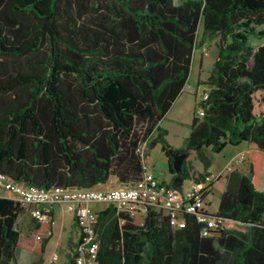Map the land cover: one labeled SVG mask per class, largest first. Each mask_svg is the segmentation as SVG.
<instances>
[{
  "label": "trees",
  "instance_id": "obj_1",
  "mask_svg": "<svg viewBox=\"0 0 264 264\" xmlns=\"http://www.w3.org/2000/svg\"><path fill=\"white\" fill-rule=\"evenodd\" d=\"M215 39L211 91L197 103L204 117L194 116L175 149L159 124L187 85L197 47ZM158 143L178 191L204 179L207 149L254 146L248 173L229 172L210 215L238 227L204 237L195 215L174 229L152 209L139 226L109 205L94 225L98 264H264V0H0V175L45 190L112 178L133 187L145 173L143 145ZM175 153L204 173L188 160L176 173ZM27 213L0 196V264H17ZM50 238L38 243L42 254ZM82 243L80 235L65 264Z\"/></svg>",
  "mask_w": 264,
  "mask_h": 264
},
{
  "label": "built area",
  "instance_id": "obj_2",
  "mask_svg": "<svg viewBox=\"0 0 264 264\" xmlns=\"http://www.w3.org/2000/svg\"><path fill=\"white\" fill-rule=\"evenodd\" d=\"M208 96L209 93L204 92L202 100H207ZM196 114L198 117H204V110L197 108ZM145 149L143 145V155ZM245 158V155L241 156L236 162L241 163ZM144 170L142 181L133 187H95L88 190L30 188L0 175V196L9 194L12 200L25 207L31 218L39 224L51 221L53 205L65 206L76 218L80 235H83V243L78 248L75 264H98L99 241L94 228L97 222L94 204L113 205L118 212H127L134 220H138L139 226L144 225L151 209L168 216L174 229L184 225L185 215H195L198 222L204 225V237L212 235L221 224L229 228L235 224L212 217L207 211L208 198L222 173L206 175L201 181L191 179L188 187H182V190L178 191L157 180L145 165Z\"/></svg>",
  "mask_w": 264,
  "mask_h": 264
},
{
  "label": "rangeland",
  "instance_id": "obj_3",
  "mask_svg": "<svg viewBox=\"0 0 264 264\" xmlns=\"http://www.w3.org/2000/svg\"><path fill=\"white\" fill-rule=\"evenodd\" d=\"M185 0H174L176 5H180ZM202 32H203V25L201 23L199 27V33H198V42L200 43L202 40ZM220 40L215 39L212 41H207L204 44V47L202 49L201 46H198L192 63L191 73L186 85V88L181 94V99L177 102V105L175 106L174 110L170 112L161 122H162V129L168 128L169 134L166 136V140L171 145H177V146H184V140L185 137L190 135L191 132V123L196 114L197 105L195 106V96L192 94L193 90L199 89L198 94L200 95V101H202L204 92L209 93V90L211 89V86L209 85V77L211 76V72L214 66V63L217 61L219 57V45ZM204 58V66L201 67V60ZM201 81V84H198V81ZM190 124V126H189ZM158 138V134L154 139ZM236 146H231L222 154H213L214 160H220L221 162H226L224 160V155L228 156L227 159L230 156V153L232 150L236 149ZM149 155L146 158V164L150 167V170L155 169L157 174L164 175L167 170L169 169V163L168 159L165 156L162 145L158 143L156 146L152 148H148ZM146 149L144 150V155L146 156ZM208 151H210L208 149ZM212 155V154H211ZM247 158L243 162H236L231 167H228L227 169H233L237 165H242L246 163ZM186 160L190 161L192 165H194L195 171L199 172L196 169L197 166H201V162L195 161L192 156L187 158ZM190 181L187 180L185 182V188L189 186ZM224 180L220 181L217 186L214 189L213 196L210 195L208 198V205L207 209L211 213H215L218 211L220 200L222 197V194L224 192ZM211 202V204H209ZM95 205V204H94ZM93 205V206H94ZM108 204H96V207L98 209H102L106 207ZM23 222H20L17 226V229L22 233V240L20 243V246L17 249L16 257H17V264H34L39 261V246L38 243L42 238L48 237L51 233V228H48L46 232L44 231H37L33 229L31 225H29V221L33 220L31 216H23L22 217ZM28 221V222H27ZM26 222V223H25ZM69 224V223H67ZM28 225V226H27ZM57 227L61 226V219L58 218L57 220ZM238 225H232L230 228H236ZM70 235L67 233L66 237ZM59 240V234L55 231V235L51 241L52 245L48 251L47 257L45 258V264H65L68 260V247L67 241L64 242V250L61 252L56 253V256H51L52 252H54L52 246L55 245ZM32 242L33 244V251H27L25 249L26 242Z\"/></svg>",
  "mask_w": 264,
  "mask_h": 264
},
{
  "label": "crops",
  "instance_id": "obj_4",
  "mask_svg": "<svg viewBox=\"0 0 264 264\" xmlns=\"http://www.w3.org/2000/svg\"><path fill=\"white\" fill-rule=\"evenodd\" d=\"M204 44L203 45H199V46H201L202 49H203ZM203 66H204V58H202V60H201V67H203ZM198 84H201L200 80L198 81ZM185 88H186V86H185ZM210 91H211V89L209 90V92ZM198 92H199L198 88L193 90V92H192V94L195 96V106L197 105L198 102H200V95L198 94ZM180 99H181V96L177 99V101L175 102V104L173 105V107L171 108L169 113L172 112V110H174L175 106L177 105V102ZM159 126L161 128H164V127H162V122H160ZM189 126H190V124H189ZM166 130L168 131V134H169V129L166 128ZM157 134H158V132H155L152 135L150 141L153 140L157 136ZM187 138L188 137L186 136L185 140H184L185 142H186ZM185 142H184L183 145H185ZM172 146L175 149H181L183 147V146H177V145H172ZM144 147L147 150L146 151V156L144 158V165L148 167V169H149L148 172L150 174H152L157 180H159L161 182H165V183L168 184L170 182V180L172 179V174L169 172V169L167 170V172L164 175L157 174L155 169L150 170V167L146 164V158L149 155L148 144H145ZM229 147H230V145L227 146L222 153H224ZM235 148L236 149L232 150V152L230 153V156H229L228 159H227L228 156L224 155V160L225 161L228 160L226 162V164H224V162H221L220 160H214L213 159V154H215V153H213L210 149H209L210 151H208V149L206 150V155H207L208 159L211 162L210 167L206 171V175H210V174H213V173H222L221 179L218 182H216L215 185L213 186L212 193H211L212 196L214 194L215 187L217 186V184L220 181L224 180V188L226 187V177H227V175L229 174L230 171L238 170L239 172H241L244 175H246L248 173V171H249L248 159H249V156H250L251 152L254 151V146L252 144H250V143H243V144H241L239 146H236ZM222 153H220V154H222ZM244 155L247 158L246 159L247 161H246L245 164L237 165L233 169H231V168L227 169L228 167H231L234 163H236V161L241 156H244ZM196 169L199 172L204 173L205 167H204L203 164L201 166H197L196 165ZM118 186H121V185H119L117 183L115 178H112L107 184L98 185L97 188H99V187H101V188H103V187L104 188H110V187H118ZM183 187H185V184L183 185ZM5 198L12 199V197L9 194H7L5 196ZM209 204H211V202H209ZM108 207H109V205H107L106 207H104L102 209H98L96 207V204H95L93 206V210L96 213H99L101 211L106 210ZM207 211H208L209 214L213 215V213H211L208 209H207ZM216 213L217 212H215L214 214H216ZM25 216H29V214L27 213ZM58 218L61 219V226H59V227H57V225H56ZM23 220L24 219H22L21 222H23ZM134 222L137 225H139V223H138L139 221L138 220H134ZM28 223H29V225H31L33 227V229H35L37 231L46 232L48 228H51V233H50L51 238H50L48 244L45 247V253L42 254V249L40 248V246L38 244V246L40 248L39 249V256H40L39 261L42 260V262H43L42 264H45V258L47 257L48 251H49V249H50V247L52 245L51 241H52V239H53V237L55 235V231L58 232V234H59V240H58V242L55 245L52 246L54 252H52L51 256H49V257L56 256V253L61 252V251L64 250L65 246L63 244H64L65 240L67 241V245L66 246L68 247V255H69V257L73 255V251L75 250L77 242H78L79 237H80V230H79V226H78V224L76 222V218L74 217V215L72 213L67 211L65 206L53 205L51 207V221L49 223L39 224V223H36L34 220H30ZM67 223H69V224H67ZM67 233L70 234V235H68V237H66ZM32 244L33 243L30 242V241L26 242L25 249L27 251H33V245ZM69 257H68V259H69Z\"/></svg>",
  "mask_w": 264,
  "mask_h": 264
},
{
  "label": "water",
  "instance_id": "obj_5",
  "mask_svg": "<svg viewBox=\"0 0 264 264\" xmlns=\"http://www.w3.org/2000/svg\"><path fill=\"white\" fill-rule=\"evenodd\" d=\"M187 158H189V154H187V153H183V154L175 153V154H173V156H172V159H173L172 166H173V170L176 173H180L182 171L183 164H184V162H185V160Z\"/></svg>",
  "mask_w": 264,
  "mask_h": 264
}]
</instances>
